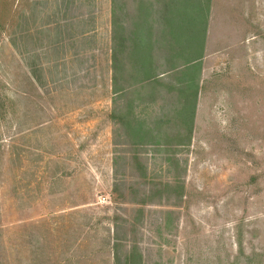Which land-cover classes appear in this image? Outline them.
<instances>
[{"label":"rangeland","instance_id":"374dc122","mask_svg":"<svg viewBox=\"0 0 264 264\" xmlns=\"http://www.w3.org/2000/svg\"><path fill=\"white\" fill-rule=\"evenodd\" d=\"M111 6L0 0V264H264V0Z\"/></svg>","mask_w":264,"mask_h":264},{"label":"trees","instance_id":"16d2710c","mask_svg":"<svg viewBox=\"0 0 264 264\" xmlns=\"http://www.w3.org/2000/svg\"><path fill=\"white\" fill-rule=\"evenodd\" d=\"M111 5H112V6H111V11H114V6H113V5H115V0H113V1L111 0ZM115 7H116V6H115ZM111 14H112V12H111ZM111 16H112V18H114V17H115V13L112 14ZM118 20H119V19H118ZM113 21H114V20H113ZM113 24H114V22H113ZM115 24H116V23H115ZM169 26H170V23H169ZM175 26H176V24H175ZM111 27H112V23H111ZM173 30H174V29H173ZM178 33L181 34L182 32L179 30ZM113 57H114V56H113ZM148 77H149V76H148ZM151 77H152V76H150V78H151Z\"/></svg>","mask_w":264,"mask_h":264}]
</instances>
